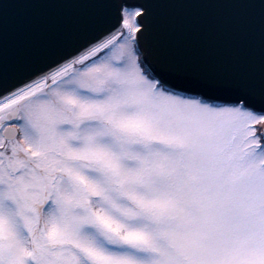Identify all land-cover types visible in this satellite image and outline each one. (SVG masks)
Returning a JSON list of instances; mask_svg holds the SVG:
<instances>
[{"label": "snow or ice", "instance_id": "obj_1", "mask_svg": "<svg viewBox=\"0 0 264 264\" xmlns=\"http://www.w3.org/2000/svg\"><path fill=\"white\" fill-rule=\"evenodd\" d=\"M0 264H264V0H0Z\"/></svg>", "mask_w": 264, "mask_h": 264}, {"label": "water", "instance_id": "obj_2", "mask_svg": "<svg viewBox=\"0 0 264 264\" xmlns=\"http://www.w3.org/2000/svg\"><path fill=\"white\" fill-rule=\"evenodd\" d=\"M17 20V16L15 15V13H13V22H15Z\"/></svg>", "mask_w": 264, "mask_h": 264}]
</instances>
